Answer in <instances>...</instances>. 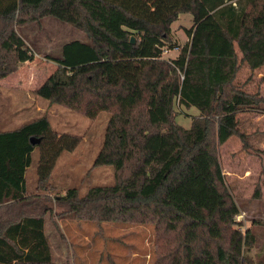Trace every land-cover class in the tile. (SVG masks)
Segmentation results:
<instances>
[{
    "label": "trees",
    "instance_id": "obj_1",
    "mask_svg": "<svg viewBox=\"0 0 264 264\" xmlns=\"http://www.w3.org/2000/svg\"><path fill=\"white\" fill-rule=\"evenodd\" d=\"M182 13L193 16L190 40L176 58H163L178 48L172 24ZM45 16L89 41L48 55L57 68L36 92L90 118L109 112L94 165L115 169L113 184L84 195L69 188L58 203L88 219L153 224L156 264H253L245 248L255 234L238 227L220 153L235 136L252 146L239 114L264 104L260 89L247 86L264 67V0L242 9L235 0H0V82L34 57L20 27ZM243 67L250 76L241 82ZM179 107L199 110L189 128L177 121ZM80 141L46 115L0 130V264H72L54 259L50 207L28 193L26 171L38 148L44 185L61 153Z\"/></svg>",
    "mask_w": 264,
    "mask_h": 264
},
{
    "label": "rangeland",
    "instance_id": "obj_2",
    "mask_svg": "<svg viewBox=\"0 0 264 264\" xmlns=\"http://www.w3.org/2000/svg\"><path fill=\"white\" fill-rule=\"evenodd\" d=\"M235 1L242 9L249 0ZM192 20V14L182 13L173 22L174 45L179 48L167 49L165 57L173 59L189 42L185 29L191 27ZM20 32L35 54L32 60L21 64L18 72L1 81L0 130L15 128L46 115L57 132L81 137L74 150L61 153L44 185L40 184L36 170L38 148L32 152L33 163L26 171L28 193L43 195L44 203L50 207L46 214V233L55 261L72 264H156L159 254L153 224L88 219L69 211L57 201L69 188L76 187L80 195H84L93 186L111 185L115 181L112 165H94L104 142L110 113L102 111L96 118H90L36 92L57 68V63L48 55L61 57L67 42L89 41L86 33L54 16H45L41 21L23 25ZM239 76L241 82L245 81L250 76L249 69L243 67ZM254 77L247 86L252 91L260 89L264 94V67L255 72ZM178 110L177 121L185 128H189L192 119L199 114L196 107H179ZM239 118L240 129L247 133L252 146L243 148L241 138L233 137L221 148V165L240 207L238 227L243 231L250 229L255 234L245 253L253 264H264V104L251 113H240Z\"/></svg>",
    "mask_w": 264,
    "mask_h": 264
},
{
    "label": "crops",
    "instance_id": "obj_3",
    "mask_svg": "<svg viewBox=\"0 0 264 264\" xmlns=\"http://www.w3.org/2000/svg\"><path fill=\"white\" fill-rule=\"evenodd\" d=\"M40 0H33V2H39ZM30 2V1H29ZM192 22H193V20H192ZM192 25H193V23H192ZM191 25V26H192ZM190 28V27H189ZM88 40V39H87ZM175 43V42H174ZM179 48V47H178ZM178 48H173V49H168V50H170V51H172V50H177ZM168 50H166V51H168ZM166 51H164V52H166ZM179 54V52H177V54L176 55H174V57L173 58H176V56ZM163 58H168L167 56L165 57L164 56V53H163ZM169 59V58H168ZM259 76H262V75H259ZM258 77H256V79H257ZM254 79H255V77H254ZM252 82V81H251ZM0 84H1V82H0ZM6 130V129H5ZM29 168V167H28ZM47 219V218H46ZM53 256H54V254H53ZM54 258H55V256H54Z\"/></svg>",
    "mask_w": 264,
    "mask_h": 264
},
{
    "label": "water",
    "instance_id": "obj_4",
    "mask_svg": "<svg viewBox=\"0 0 264 264\" xmlns=\"http://www.w3.org/2000/svg\"><path fill=\"white\" fill-rule=\"evenodd\" d=\"M131 41H132L133 43H135V39H134V37H132ZM34 141H35V140L33 139V142H34Z\"/></svg>",
    "mask_w": 264,
    "mask_h": 264
}]
</instances>
